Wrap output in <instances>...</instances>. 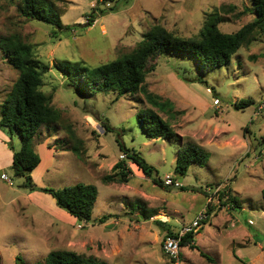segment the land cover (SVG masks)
<instances>
[{"label": "rangeland", "instance_id": "374dc122", "mask_svg": "<svg viewBox=\"0 0 264 264\" xmlns=\"http://www.w3.org/2000/svg\"><path fill=\"white\" fill-rule=\"evenodd\" d=\"M52 1L61 22L72 26L70 31L62 29L53 35L51 24L20 13V0H0V36L15 32L33 44L49 66L42 89L60 110L58 120L40 126L34 136L36 150L46 163L51 158V163L33 180L54 188L91 182L98 193L91 218L72 219L48 193L20 186L23 177L12 175L9 164H4L0 167V264H17V254L30 264L57 249L106 264H172L162 249L167 227L175 232L180 223L206 211L208 204L213 209L201 221L193 242L210 259L198 248L184 245L179 264H264V147L259 143L264 135V37L259 32L227 64L205 73L195 57L179 50L168 49L150 61L154 68L146 74V86L181 110L170 116L154 107L169 120L178 138H151L145 133L136 115L150 105L142 92L117 96L116 91L107 90L82 95L67 84L68 73L57 67L69 62L92 67L116 58L130 51L153 23L179 35H195L215 7L222 17L218 27L235 31L253 18L246 9L251 0ZM92 11L97 16L88 25ZM17 75L18 69L0 48V103ZM197 77L206 82L192 80ZM247 97L253 99L251 104L234 106V101ZM106 124L110 130H105ZM68 127L80 139L81 157L68 148L75 142ZM3 133L6 148L11 150L7 142L18 148L19 136ZM186 140L202 145L209 156L205 163L193 162L180 174L174 166L177 150ZM40 143L58 148L50 155L45 147H38ZM119 144L137 151L156 173L146 175L127 160L132 171L127 182H104L101 176L123 155ZM166 173L188 188L153 181V176L162 178ZM225 184L231 186L241 207L218 205L210 197ZM137 203L156 210L153 218L138 215ZM107 213L111 215L97 220ZM158 214L167 217L161 221L168 225L154 220Z\"/></svg>", "mask_w": 264, "mask_h": 264}, {"label": "trees", "instance_id": "16d2710c", "mask_svg": "<svg viewBox=\"0 0 264 264\" xmlns=\"http://www.w3.org/2000/svg\"><path fill=\"white\" fill-rule=\"evenodd\" d=\"M118 1V0H106ZM252 5L247 7L253 18L235 31L227 32L218 27V22L222 20L219 10L215 7L210 11L199 32L192 36H183L174 33L160 23H153L142 33L130 51L120 56L102 62L95 66L72 63H59L57 67L63 72H67L70 82L80 94H91L98 91L114 90L117 96L121 94H136L142 92L145 100L150 104L142 107L136 113L137 120L145 133L151 138H178V133L174 130L168 119L159 114L155 108L168 113L170 116L181 112L175 110L171 99L150 90L145 83L147 72L154 68L150 62L155 56L164 53L168 49L186 52L195 57L200 65L202 73L227 64L233 53L249 42L254 32H259L264 37V0H251ZM109 8L113 9L111 5ZM20 13L26 18H33L51 24L54 28L53 35L58 30L70 31L72 26L64 25L59 17V11L52 0H20L18 4ZM102 11V9H100ZM95 12L89 13L87 24H91L96 17ZM0 48L6 59L18 69V75L13 81L9 91L0 103V129L12 135L15 132L19 136V146H14L7 142L11 148L12 156L9 164L12 175L23 177L20 186L27 191L42 190L54 197L58 206L78 219L89 220L92 215L94 202L98 189L91 182H75L66 184L58 188L38 185L31 175L32 169L39 163L40 155L35 148L34 136L42 125L49 126L51 122L58 120L60 116L59 108L51 103V94H47L43 89V74L49 66L41 60L34 51L33 44L23 40L20 34L10 33L0 36ZM192 80L206 82L202 77ZM140 100V99H138ZM253 102L251 97L241 98L234 101L237 108H242ZM155 107V108H154ZM105 130H110L106 124ZM70 136L75 138V142L68 148L78 157H81L79 149L80 139L75 136L72 128L68 127ZM119 143V142H118ZM259 143L264 147V135L260 137ZM48 146H51L50 144ZM122 156L117 158L111 165L109 172L103 174L101 179L104 182H127L132 174L127 163L130 160L143 173L151 176L156 169L148 163L142 155L134 149L119 144ZM209 152L200 144L193 141H183L177 150L174 171L184 174L189 164L195 162L203 164L207 161ZM157 184H163L160 177H152ZM181 189L188 187L181 185ZM190 188V187H189ZM190 189L198 190L196 187ZM216 199L218 205L229 203L233 208L241 207L239 198L232 193L230 185L219 187L211 195ZM140 208L138 215L149 218L156 210L137 203ZM213 209L208 204L206 209L209 215ZM111 213L102 214L97 218L103 221ZM157 223L168 225L165 221L154 219ZM205 218L202 222H205ZM199 230L187 231L181 238V246L188 245L191 248H198L193 242L194 235ZM168 234L174 231L167 227ZM199 252L207 256L203 250ZM17 264H24L21 255H16ZM208 259L209 256H207ZM30 264H106L104 261H97L94 257H85L72 250H50L42 260Z\"/></svg>", "mask_w": 264, "mask_h": 264}, {"label": "built area", "instance_id": "2783aa9c", "mask_svg": "<svg viewBox=\"0 0 264 264\" xmlns=\"http://www.w3.org/2000/svg\"><path fill=\"white\" fill-rule=\"evenodd\" d=\"M218 100V99H216ZM4 178H7L6 174H3ZM163 185L180 187L182 182L172 173H166L161 178ZM219 187H216L217 190ZM211 197V196H210ZM218 203V202H217ZM207 215L206 211H199L193 219L188 223L181 224L180 227L173 233L167 234L162 240V249L168 256L172 264H179L180 260V247H181V238L182 236L190 230H195L201 225V221ZM160 220H166L165 215H156ZM150 217L153 218V215Z\"/></svg>", "mask_w": 264, "mask_h": 264}, {"label": "crops", "instance_id": "0c3cea01", "mask_svg": "<svg viewBox=\"0 0 264 264\" xmlns=\"http://www.w3.org/2000/svg\"><path fill=\"white\" fill-rule=\"evenodd\" d=\"M5 137H6V135L0 129V150H1V152H0V167H2L4 164L5 165H8L11 162L12 151L10 149L6 148L5 143L1 141ZM39 145L40 146H38V147H41V146L42 147H45L46 151L50 155H53V153H55L54 151L58 148L57 146H54V145L48 146L47 143H44V144L43 143H40ZM37 151H39L38 148H37ZM39 155H40V161H39V163L31 171V174H32V176H33V178L35 180H37L38 174H40L43 171H46L47 170V166L51 163V158L46 163V161L43 159L40 151H39ZM29 192H31V191H29ZM48 195H51V194L48 193ZM51 198L54 200V197L53 196ZM67 216H69L72 219H75L76 218L73 215L71 216V214H67ZM188 222L180 223V225L181 224L188 223ZM180 225H179V227H180Z\"/></svg>", "mask_w": 264, "mask_h": 264}]
</instances>
